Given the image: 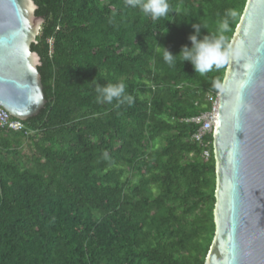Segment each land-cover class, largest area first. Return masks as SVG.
<instances>
[{"label":"trees","instance_id":"obj_1","mask_svg":"<svg viewBox=\"0 0 264 264\" xmlns=\"http://www.w3.org/2000/svg\"><path fill=\"white\" fill-rule=\"evenodd\" d=\"M35 2L46 103L0 128V264H204L215 161L184 118L210 107L227 61L201 75L178 53L192 23L216 36L227 18L229 43L246 0H168L157 20L125 0ZM119 82L131 102L97 101Z\"/></svg>","mask_w":264,"mask_h":264},{"label":"water","instance_id":"obj_2","mask_svg":"<svg viewBox=\"0 0 264 264\" xmlns=\"http://www.w3.org/2000/svg\"><path fill=\"white\" fill-rule=\"evenodd\" d=\"M35 0H0V105L27 119L46 103L31 49L44 18ZM218 89L212 135L215 233L204 264H264V0H246Z\"/></svg>","mask_w":264,"mask_h":264},{"label":"clouds","instance_id":"obj_3","mask_svg":"<svg viewBox=\"0 0 264 264\" xmlns=\"http://www.w3.org/2000/svg\"><path fill=\"white\" fill-rule=\"evenodd\" d=\"M125 3L132 8L138 7L145 16L150 17L152 20L166 17L170 11L168 0H125ZM227 15L235 18L236 13L234 11H229ZM191 26L194 29L193 33L188 36L191 46L189 47L188 45H183L178 54L181 55L182 61L189 62L198 74L203 75L211 71L213 67H221L226 61L232 59L238 54L234 47L228 43L227 38L224 35V33L229 31V21L227 18L220 23L218 35L216 36L206 34L201 37V29L203 26L198 23H192ZM178 54L173 55L169 50L164 48L163 59L169 66H172L175 63V57ZM125 89L126 85L123 82L106 84L103 86L97 83V101L112 103L115 99L122 102V98H124L131 102L132 98L130 96L125 97ZM11 117L22 121L25 129L24 121L26 119L23 120L12 115ZM3 128L20 131L8 126Z\"/></svg>","mask_w":264,"mask_h":264},{"label":"built area","instance_id":"obj_4","mask_svg":"<svg viewBox=\"0 0 264 264\" xmlns=\"http://www.w3.org/2000/svg\"><path fill=\"white\" fill-rule=\"evenodd\" d=\"M209 99L212 100V104L208 109H205L199 114L184 118L185 121L193 122L198 125V128L192 135V138L197 140L202 145V157L205 159H208L212 152V134L219 113L218 91H212V93L209 94ZM6 126L15 130L24 129L22 121L13 119L10 113L0 106V128ZM206 136H211V138L207 139Z\"/></svg>","mask_w":264,"mask_h":264},{"label":"rangeland","instance_id":"obj_5","mask_svg":"<svg viewBox=\"0 0 264 264\" xmlns=\"http://www.w3.org/2000/svg\"><path fill=\"white\" fill-rule=\"evenodd\" d=\"M25 151L28 153L29 151H31V147L29 146V144H25Z\"/></svg>","mask_w":264,"mask_h":264}]
</instances>
